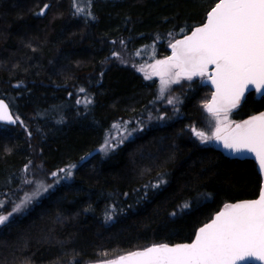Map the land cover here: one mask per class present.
Segmentation results:
<instances>
[{"label":"trees","instance_id":"1","mask_svg":"<svg viewBox=\"0 0 264 264\" xmlns=\"http://www.w3.org/2000/svg\"><path fill=\"white\" fill-rule=\"evenodd\" d=\"M218 1L0 0V97L18 120L0 124V264H89L191 242L224 205L259 195L254 160L194 134L214 128L211 88L184 80L161 95L139 71ZM261 111L252 91L229 120ZM123 122L138 127L103 149ZM31 179L45 181L40 195L13 212Z\"/></svg>","mask_w":264,"mask_h":264},{"label":"snow or ice","instance_id":"2","mask_svg":"<svg viewBox=\"0 0 264 264\" xmlns=\"http://www.w3.org/2000/svg\"><path fill=\"white\" fill-rule=\"evenodd\" d=\"M171 48L172 55L151 65L152 72L146 74V78L160 77L161 95L182 79L191 81L193 77H204L205 82L210 81L215 92L203 108L209 123L214 122V131L206 135L193 129L194 134L201 143L222 142L223 147L233 153L254 154L260 169L264 170V113L234 126L229 120L230 113L246 93L255 91L264 98V0H219L207 13L206 23L177 40ZM210 65L213 66L211 72ZM168 103L173 101L169 99ZM0 121L16 122L3 101H0ZM38 195L39 190L25 194L12 211H19L32 196ZM7 218L0 216V224ZM259 262H264V191L257 200L225 205L223 211L198 230L191 243L153 245L107 264Z\"/></svg>","mask_w":264,"mask_h":264},{"label":"water","instance_id":"3","mask_svg":"<svg viewBox=\"0 0 264 264\" xmlns=\"http://www.w3.org/2000/svg\"><path fill=\"white\" fill-rule=\"evenodd\" d=\"M218 2H219V1H218ZM218 2H217V3H218ZM214 6H215V5H214ZM210 10H211V9H210ZM210 10H209V11H210ZM206 17H207V16H206ZM204 23H206V19H205ZM204 23H202V24H200V25H198V26H196V27H200V26H202ZM196 27H194L193 30H194ZM193 30H192V31H193ZM192 31H191L190 33H188L187 35H185V36L191 35ZM185 36L182 37V38H180V39H178V40H182V39H184ZM174 43H176V41H175ZM174 43H173V44H174ZM170 49H171V51H172V48H170ZM212 70H213V66L210 65V66H209V72H211ZM205 80H206V78L203 79V82H202V83H203L204 85L209 86V87L212 89V94H213V93L215 92V86L212 85L210 81L205 82ZM254 92H255V91H254ZM247 94H248V93L245 94V97L241 100L240 104L244 101V99L246 98V95H247ZM256 95H257V94H256ZM211 97H212V95H211ZM257 97L260 98L259 95H257ZM210 100H211V98H210ZM210 100H209V101H210ZM0 101H3V103L6 104V105L8 106V113H9V115L13 118V120L16 121L15 123H11V122H8V121H0V124H6V125H10V126H16V125H17V118H16V116L14 115V113H13V111H12V108H11L10 104L8 103V101H7L5 98H2V97H0ZM240 104H239V105H240ZM261 113H264V111H261V112L255 113V114H253V115H251V116H249V117H247V118H245V119H242V120H240V121L234 123L233 126H234L235 124H237V123H242V122L245 121V120H249V119H250L251 117H253V116H258V115H260ZM214 146H215L217 149H219L220 151H222L226 156H228V157H230V158H232V159H239V160H243V159H252V160H254V161L256 162V164H257V168H258V170H259V172H260V174H261V176H262V180H263V182H262V187H261V189H260L259 195H258L256 198H252V199H242V200H238V201L231 202V203H228V204H236V203H241V202H245V201L257 200V199L259 198L261 192L264 191V170H261V169H260V167H259V162H258V160H256V159L254 158V154H249V153H233L231 150H229V149H225V148L223 147L222 142H216V141H214ZM228 204H226V205H228ZM224 206H225V205H224ZM224 206H223L218 212H216V213L214 214V216H213L212 219L215 218V216H216L217 213H219L220 211H223V210H224ZM212 219H211V220H212ZM211 220L208 221L207 223H210ZM207 223H205V224H207ZM205 224H203L201 227H203ZM201 227H199V229H200ZM199 229H198V230H199ZM198 230H197V232H198ZM197 232H196V233H197ZM195 236H196V235H195ZM194 239H195V237H194ZM194 239H193V240H194ZM193 240H192V241H193ZM192 241H191V242H192ZM191 242H183V243L167 244V245H169V246H174V245H177V244H188V243H191ZM154 245H162V244H154ZM151 246H153V245H151ZM151 246H149V247H151ZM147 248H148V247H147ZM142 250H144V249H142ZM137 251H140V250H137ZM134 252H135V251H134ZM131 253H132V252H131ZM127 254H129V253H127ZM127 254H123V255H120V256H125V255H127ZM120 256H118V257H116V258L108 259V260H103V261H98V262L89 263V264H107V262H109V261H115V260H117ZM259 264H264V262H259Z\"/></svg>","mask_w":264,"mask_h":264},{"label":"rangeland","instance_id":"4","mask_svg":"<svg viewBox=\"0 0 264 264\" xmlns=\"http://www.w3.org/2000/svg\"><path fill=\"white\" fill-rule=\"evenodd\" d=\"M77 5H78V7H79V9H82L83 8V6H81L80 4H78L77 3ZM177 41V40H176ZM175 42V41H174ZM173 42V43H174ZM172 43V44H173ZM171 48V47H170ZM172 55V51H171V49H170V54L168 55V56H166V57H164V58H161V59H159V60H163V59H165V58H167V57H169V56H171ZM157 61V60H156ZM156 61L155 62H153V63H151V64H149V65H146L145 67H140L139 69V71H140V73L142 74V75H144L145 77H146V74H151V72H152V68H151V65H154L155 63H156ZM141 69H144V71H141ZM150 79H157V81H158V85H159V88H160V77H158V76H151V78ZM195 79H198L199 81H203V79H204V77H193V79L191 80V81H193V80H195ZM184 80H186V79H182L180 82H182V81H184ZM186 81H189V80H186ZM171 86V85H170ZM169 89V88H168ZM167 89V90H168ZM169 99H171L172 100V98H170L169 97ZM168 99V100H169ZM166 100L164 99V102H165ZM173 101V100H172ZM166 104H169L168 103V101L166 102ZM172 104V103H171ZM173 109H175V111L173 112V114H175V116L177 115V111H176V108H173ZM173 116V115H172ZM172 116H170L169 118H171ZM154 118H155V115H154ZM174 119V118H173ZM232 122V125L234 124V122L233 121H231ZM138 125V123L136 124V123H134L133 125H131V126H129L128 125V122H123V123H116L115 124V126H114V129L112 130V131H110V133L111 134H109L108 135V137L106 138V143L104 144V146L102 147L103 149H105L106 148V150L107 151H110V149H112V148H114L115 146H116V144H119V142H121L122 143V139L120 138L122 135H125L126 134V132H129V131H131V130H134V127H136V126ZM138 127V126H137ZM196 131H203V132H205V134L206 135H211V133L214 131V128H212V129H202V128H196L195 129ZM133 135V134H132ZM197 137V136H196ZM199 139V138H198ZM200 140V139H199ZM206 143H210V144H214V141H210V142H206ZM70 169L71 168H67V169H65L64 170V172H63V176L66 178V179H68V178H70V177H67L68 175H69V172H70ZM32 181H29L30 183H31V187L29 188L30 189V192L32 193V192H36V191H40L41 190V188H39L42 184L43 185H45V181H44V183H42L43 181L42 180H33V179H31ZM27 194H29L30 195V193H27ZM24 197H25V195L23 196V198L22 199H24ZM32 197H34V196H32ZM18 203H19V201H18Z\"/></svg>","mask_w":264,"mask_h":264}]
</instances>
